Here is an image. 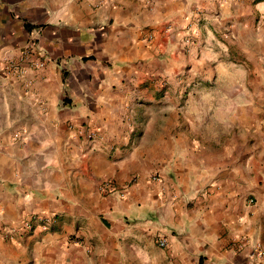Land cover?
<instances>
[{
    "label": "crops",
    "instance_id": "obj_1",
    "mask_svg": "<svg viewBox=\"0 0 264 264\" xmlns=\"http://www.w3.org/2000/svg\"><path fill=\"white\" fill-rule=\"evenodd\" d=\"M255 247L264 0H0V264H264Z\"/></svg>",
    "mask_w": 264,
    "mask_h": 264
},
{
    "label": "built area",
    "instance_id": "obj_2",
    "mask_svg": "<svg viewBox=\"0 0 264 264\" xmlns=\"http://www.w3.org/2000/svg\"><path fill=\"white\" fill-rule=\"evenodd\" d=\"M28 56V53L25 52L23 54H21L20 56H18L15 59H7L6 60V66H5V71L6 72H19L22 73L24 70L21 68V63L25 60V58ZM45 66V61L44 60H40L37 61L34 64V67L37 69H41ZM86 137L88 139H91L93 137L92 133H87ZM152 180L154 181H160L159 176L154 175L152 177ZM118 188L115 186V184L113 182L110 181H103L100 186H99V191L103 194H111L113 192H118L117 190ZM119 197L123 198L125 197V191L124 190H119ZM252 202V201H251ZM53 219H51L50 217H44V218H40L39 219V224L44 228H48V226L52 223ZM25 229H30L31 228V224L30 223H26L25 224ZM158 245L160 248H165L167 246V240L164 238H161L158 240ZM253 257L259 261L262 262L264 261V250L260 247H255L253 250Z\"/></svg>",
    "mask_w": 264,
    "mask_h": 264
},
{
    "label": "rangeland",
    "instance_id": "obj_3",
    "mask_svg": "<svg viewBox=\"0 0 264 264\" xmlns=\"http://www.w3.org/2000/svg\"><path fill=\"white\" fill-rule=\"evenodd\" d=\"M256 1L258 2V1H263V0H256Z\"/></svg>",
    "mask_w": 264,
    "mask_h": 264
}]
</instances>
